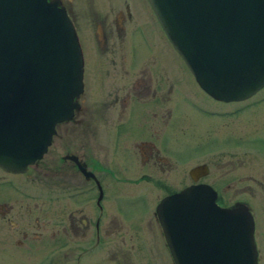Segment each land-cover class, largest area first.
Returning <instances> with one entry per match:
<instances>
[{"label":"flooded vegetation","instance_id":"1","mask_svg":"<svg viewBox=\"0 0 264 264\" xmlns=\"http://www.w3.org/2000/svg\"><path fill=\"white\" fill-rule=\"evenodd\" d=\"M57 1L77 35L82 53V90L72 116L55 124L41 158L21 172L0 168V264H82L87 258L97 264V251L105 246L117 264H133L134 248H142L149 264H175L155 207L162 197L180 189L177 162L172 158L176 148L170 143L177 122L178 105L173 98L179 83L187 84L186 75L194 78L147 0ZM82 27L88 30L82 32ZM96 28L100 29L101 41ZM125 44L124 54H114L115 46L122 48ZM194 83L213 103H241L230 113L264 102V93L251 101L250 97L216 100ZM263 90L264 86L252 96ZM190 104L208 115L228 113L195 101ZM246 140L251 147L238 150L251 152L252 172L236 177L233 193L229 185L201 181L209 172L206 163L201 164H206L207 173L196 180L187 172L188 183H208L222 207L236 203L247 206L260 264L264 175L259 173L258 157H264V138ZM224 164L242 166L244 162L229 159ZM135 170L142 173L137 175ZM133 183H149L150 189L162 191L151 211L147 210L150 205L145 196L140 192L132 195L120 186ZM35 184L43 190L42 195L35 194ZM137 207L141 211L132 212ZM115 235L121 238L115 241Z\"/></svg>","mask_w":264,"mask_h":264},{"label":"water","instance_id":"2","mask_svg":"<svg viewBox=\"0 0 264 264\" xmlns=\"http://www.w3.org/2000/svg\"><path fill=\"white\" fill-rule=\"evenodd\" d=\"M166 37L212 98L243 100L264 85V0H147ZM82 90V55L57 0H0V168L21 172L45 152ZM206 164L188 170L196 180ZM192 183L155 207L175 264H257L244 203L222 207Z\"/></svg>","mask_w":264,"mask_h":264},{"label":"rangeland","instance_id":"3","mask_svg":"<svg viewBox=\"0 0 264 264\" xmlns=\"http://www.w3.org/2000/svg\"><path fill=\"white\" fill-rule=\"evenodd\" d=\"M74 1L77 2L78 0ZM72 4L75 6L74 3ZM80 30L86 32L88 29L82 27ZM95 34L99 41H101L99 28H96ZM111 41L112 39H109L108 43ZM90 44L89 42V45ZM112 51L114 54L120 52L124 54L126 52V44L122 45V48L115 46ZM85 76L88 77L89 83L90 74L88 69H86ZM186 77L187 84L179 83V90L176 91L173 98L178 107L177 122L174 127L173 139L170 140V143L176 148V154L173 155L172 158L177 162V187L181 188L189 184L187 172L192 166L206 163L208 164L209 172L205 177L201 178V181H214V184L218 186L229 185L230 192L233 193L236 189V177L239 175H249L252 172L251 152H242L238 149L251 147L249 141L246 140L248 137H252V140H254V137L264 138V133L262 132L264 131V116L260 114V112H264V102L257 106L244 108L238 113H230L229 111H232L233 107L241 103L227 104L224 106L213 103L207 96L200 92L191 76L186 75ZM263 93L264 90L257 93L255 96H250L248 100H254ZM191 101H195L206 108L226 110L228 113L222 116L208 115L193 107L190 104ZM245 104L246 102H244L243 105ZM256 111L259 112L257 116L255 113ZM257 131L258 134H256ZM229 159L233 161L235 159H242L244 165H225L224 163ZM258 170L260 175H264V157H258ZM135 171L137 175L142 173L140 170ZM231 181L234 183H229ZM120 186L126 189V192L131 191L132 195L140 192L145 196L147 205H150V208H147L149 211L152 209L156 196L162 192L158 189H150L149 183H133L131 185ZM121 188H118L120 192L122 191ZM34 191L35 194H43V190L37 184L34 185ZM234 198L236 199L237 196L234 195ZM138 210L141 211V207H137L135 210L133 209L132 212ZM120 238L121 236H114L115 241H118ZM124 239L127 243L129 242L127 236H125ZM106 249V246L98 249L97 264H117L111 260ZM131 251L133 264H149L145 256L146 253L142 248H134ZM85 261H83L82 264H91L90 258L85 259ZM259 263L264 264V247L262 246L259 249Z\"/></svg>","mask_w":264,"mask_h":264}]
</instances>
